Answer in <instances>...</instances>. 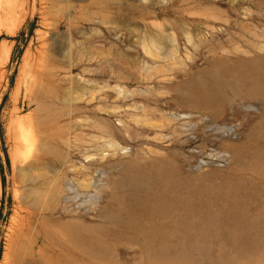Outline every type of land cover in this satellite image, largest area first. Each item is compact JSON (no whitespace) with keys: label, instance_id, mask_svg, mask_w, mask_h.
I'll return each instance as SVG.
<instances>
[{"label":"rangeland","instance_id":"obj_1","mask_svg":"<svg viewBox=\"0 0 264 264\" xmlns=\"http://www.w3.org/2000/svg\"><path fill=\"white\" fill-rule=\"evenodd\" d=\"M34 1L36 12L24 17L15 34L7 32L9 16L0 27V54L2 44L10 47L9 61L0 66L5 74L0 88V264L9 239L13 193L21 180L11 164L16 128L9 125L32 114L38 102L48 108L41 132L61 153L58 159L46 156L41 171L64 198L45 195L47 188L35 185L42 198L11 239L13 252L6 264H264V100L231 86L207 103L191 90L172 87L197 77L217 59L232 67L241 58L264 56V0H81L73 4L80 32L65 35L63 17L56 38L48 36L38 13L52 5ZM48 10L47 21L53 22L56 9ZM99 18L105 23L97 26L93 21ZM26 49H40L51 69L42 81L45 90L31 106L23 96L24 85L17 99L14 95ZM80 77L88 82L79 83ZM79 98L93 101L86 104ZM173 114L180 120L171 118ZM254 137L256 148L234 154L235 145L251 147ZM112 139L123 150L100 160V151L110 149ZM83 155L90 157L85 161ZM155 158L180 172L183 180L177 189L183 197L189 186L199 193V203L186 201L184 207L192 215L177 224L170 214L138 209L132 186L121 182L124 173L140 168L157 176L151 166ZM79 161L87 168H80ZM236 180L247 184L232 195L207 200L200 194L205 185ZM166 186L158 182L154 188ZM128 207L138 209V218L127 216ZM221 208L253 220L256 241L251 247L232 243L230 227L235 223L230 221L229 228L210 232L205 254L155 251L159 238L171 246L199 241L203 211ZM68 224H83L87 230L78 238ZM152 229L159 234L156 238Z\"/></svg>","mask_w":264,"mask_h":264},{"label":"bare ground","instance_id":"obj_2","mask_svg":"<svg viewBox=\"0 0 264 264\" xmlns=\"http://www.w3.org/2000/svg\"><path fill=\"white\" fill-rule=\"evenodd\" d=\"M48 1L52 6L46 7L43 4L45 7L42 8L39 5L40 9H38V13L40 14L42 20L41 23L44 25V27L48 26L49 28L48 31H46L48 33V36L51 38L53 37L56 38L58 36L57 30L60 25V21L62 20L63 17H65L66 19L65 35L71 37L73 32L79 33L80 31L77 28L79 22L76 20V17L73 16V14L76 12V6H74L73 4L74 2L76 1L79 2L81 0H48ZM141 2L142 4H145L147 3V0H142ZM52 7L56 9L55 12L56 14H58L57 18L54 19L53 22L50 21L51 19L50 18L49 21L51 23L45 24V22L47 21V15L51 14L48 9ZM34 12H36V3L34 0L31 3L27 0H0V27H2V25L4 24L3 19L6 16H9L11 17V24L7 26L8 29L7 28L6 29L8 33L15 34V30L22 24L24 17L27 18L28 16H31ZM84 20L88 21L90 19L86 18ZM93 22L95 25L100 26L101 24L105 23V20L104 18L101 19L99 18V19H94ZM40 31L37 33H40ZM44 45L46 46V44ZM154 46L157 48L158 45L155 44ZM1 49L2 50L0 54V66H3V64H5L10 59L9 58L10 47H8L6 44H2ZM39 50L38 53L37 52L32 53L30 50H27L23 54L22 63H21L22 70H20V76H19L20 78H18L14 90L15 91L14 95L16 96L15 99H17L21 86L24 85L25 90L23 96L25 99H27L28 106L34 104L35 101L33 100V98L38 93H41L43 90H45L42 81L46 80L48 74L47 68L49 67H47L46 62L43 59L45 54H43L44 56L41 57L42 54L39 53ZM144 50L148 54L152 53V48L150 45L149 47H147L145 44ZM70 68L71 67H69V70ZM234 71H236V73H234ZM4 75L5 74L4 73L2 74L0 70V88L2 86L1 83L4 80ZM99 75H102V72H99ZM207 76L210 77V80H206ZM68 79L69 81L74 80V78L72 77H69ZM77 81L83 84H86L88 82L83 77H80V80L78 78ZM231 86H238L245 88L248 91H250L252 94L259 96L264 100V56L241 58L238 61H235V64L232 67L227 65L226 60L217 59L215 63L207 67V70L200 72L197 77L186 80L184 82H177L172 87L178 89L191 90L195 94H198L204 100V102L208 103L210 101L217 100L221 96L224 89ZM114 87L115 89L118 88V86H114ZM90 96H93L92 93L90 94ZM17 101L15 100V102ZM79 101H84L86 104H89L93 101V99L90 98L88 100L86 99L84 100L82 98H79ZM15 108H16L15 111L19 109L18 107ZM12 110H14V107ZM173 117H176L178 120H180L179 115L173 114L171 115V118ZM18 118L19 117H17L16 120L14 121H10L9 126L16 128L15 130L16 137L13 136L15 138V142L11 153V157H12L11 164L13 165V169L17 171L18 175L21 177V180L19 186L17 185L13 193L15 206L9 218V223L7 228L8 235L6 234L9 237V239L7 240L8 244L6 248H4L5 251L2 255V261H1L2 264H6L8 262L13 246L12 238L19 231L20 227L22 226V223L32 214H34V212L36 211L34 207L37 206V204L39 205L40 203L43 193L41 189L39 188L37 189L35 185L38 184L42 188H47L45 195H50L52 198L59 197L60 198L59 200L64 198L63 193H61V189L54 184L53 182L54 180L46 182L45 179L47 173L46 172L44 173V171L42 173L41 171L43 170L42 168H44L43 166L46 164L45 163L46 156H50L51 158L54 159H58L61 157L60 151H58L52 144H50L45 139L44 135L41 132L43 128L42 126L43 125L45 126V123L48 120L47 106L43 103L38 102L36 103V106L33 109L32 114L30 111L28 117H26L25 119H21V118L18 119ZM117 119L118 122L121 124L122 130H124V132L127 133L128 131L123 120L121 118H117ZM146 124L149 123L146 122ZM257 142H258V137H254L252 139L253 145L251 147L248 146L249 143L242 144L240 146L235 145L234 154L246 155L250 148L257 147L258 145ZM110 145H111L110 149L100 151L99 153L100 160L106 159V157L110 153L111 155H114L123 150V147L114 139H112ZM104 151L107 152V154H103ZM89 157H90L89 155H83V160L87 161ZM253 163L258 164L257 160L255 159L253 160ZM78 165L82 169L87 168V166L84 164L83 161H79ZM151 166L157 168L156 170L158 172L157 176H153L147 173V171H144L143 168H140L137 169L136 172L127 171L126 173L123 174V177L121 178V182L122 181L127 182L132 186L133 195L136 198L137 208L143 211L147 210L153 213L170 214L173 217L171 219H174V222L176 224L179 223V221H183L186 215H192V210L191 211L185 210L184 207L186 203L189 201H195L196 202L195 204L199 203V196H198L199 193L197 192L198 195L196 194L194 190V186L193 187L189 186L186 192L187 196L183 197L182 192H180V190L177 189V185L179 186L181 180H183L178 170L171 168L163 159H159V158L153 159ZM34 172L36 174L34 176H31V174H33ZM209 176L212 177L214 176V174H211ZM158 182L167 183L166 188L164 189L154 188V186ZM246 184L247 183L245 181L236 180L234 182L232 181L223 182L219 185L212 187L205 185L200 190L201 191L200 194H202L204 197H207L208 198L207 200H211L212 198L217 197L219 194L232 195L235 193V191H237L241 187H244ZM0 193H1V185H0ZM138 209L128 207L126 211L127 216L131 219L138 218V215L140 214ZM202 217L204 222L198 232L199 233L198 235L201 236V238L199 237L200 239H198L199 241L188 239V241L182 244L171 246L165 243L164 240L159 238L158 243L156 244L155 247V251L160 252L161 253L160 255H164V252L166 251H167L166 253H168V250L170 249L172 250L174 249L178 251L181 254V256L182 255L188 256V254L193 252H200L205 254V251L207 250V242L210 238L209 237L210 232L212 233L213 231L216 230L215 228L222 226H224L225 229L226 227L229 228L226 222H230V221L235 223L230 227L232 232V240H233L232 243L234 242L237 246H241L242 248L244 246L246 247L247 245L250 246L256 241V238L252 236V232H255V230L252 231L253 220L246 219L240 211H233L229 213L222 208L214 211L205 209L202 213ZM67 229L70 231V233H74V235L78 238H81L87 230L86 226L83 224L81 225L68 224ZM150 233L153 235L154 238H156L157 235H159L158 233L155 232L154 229L150 230ZM254 234H260V233H254ZM263 235L264 234H262V236ZM25 264H35V263L30 261V262H26Z\"/></svg>","mask_w":264,"mask_h":264}]
</instances>
